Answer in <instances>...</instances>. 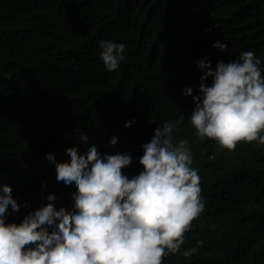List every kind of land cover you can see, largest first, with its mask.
<instances>
[{
	"label": "trees",
	"instance_id": "1",
	"mask_svg": "<svg viewBox=\"0 0 264 264\" xmlns=\"http://www.w3.org/2000/svg\"><path fill=\"white\" fill-rule=\"evenodd\" d=\"M112 41L125 44L124 59L106 71L97 45ZM243 51L261 59L264 75V0H0V183L31 209L51 197L54 213H70L75 193L55 185L46 154L59 167L68 151L83 156L78 130L101 153L130 152L122 173L131 178L141 170V145L183 113L172 142L187 141L204 208L161 264H264V145L228 150L201 139L188 119L191 97L181 94L185 86L198 94V59L214 69Z\"/></svg>",
	"mask_w": 264,
	"mask_h": 264
},
{
	"label": "clouds",
	"instance_id": "2",
	"mask_svg": "<svg viewBox=\"0 0 264 264\" xmlns=\"http://www.w3.org/2000/svg\"><path fill=\"white\" fill-rule=\"evenodd\" d=\"M99 60L106 71L118 69L125 44L98 43ZM213 48L224 51L226 43ZM198 94L185 86L181 94L191 97L194 107L188 117L197 135L214 139L232 150L238 142L264 145V75L261 59L243 51L238 59H198ZM211 79V83L206 81ZM184 119L165 120L141 145V170L129 178L122 173L132 161L130 152L101 153L96 144L78 130V145L84 149L63 154L64 167L46 154L54 171L55 185L75 195L69 200L70 213L55 212L49 197L35 209L12 195V186L0 183V264H161L167 252L175 253L184 243L190 222L204 208L198 170L186 140L173 144V131ZM135 120H126L128 128ZM118 137L107 143L113 146ZM30 210L19 223L6 222L20 208ZM198 244L201 242H197ZM197 248L186 249L190 256Z\"/></svg>",
	"mask_w": 264,
	"mask_h": 264
},
{
	"label": "bare ground",
	"instance_id": "3",
	"mask_svg": "<svg viewBox=\"0 0 264 264\" xmlns=\"http://www.w3.org/2000/svg\"><path fill=\"white\" fill-rule=\"evenodd\" d=\"M143 154V151L141 152V155Z\"/></svg>",
	"mask_w": 264,
	"mask_h": 264
}]
</instances>
